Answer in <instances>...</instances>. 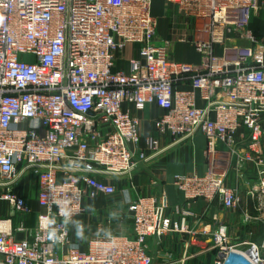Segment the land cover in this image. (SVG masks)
<instances>
[{
    "label": "built area",
    "instance_id": "1",
    "mask_svg": "<svg viewBox=\"0 0 264 264\" xmlns=\"http://www.w3.org/2000/svg\"><path fill=\"white\" fill-rule=\"evenodd\" d=\"M152 1L0 0V203L9 204L0 215V264H153L148 237L189 232L155 196L128 202L132 238L105 235L80 249L65 223L85 212L86 198L112 195L109 177L161 152L166 135L205 138V171L173 175L186 200L239 208L237 184L252 163L245 195L256 215L245 208L242 218H264V35L248 30L257 0H161L173 9L168 39L157 34ZM232 34L250 44H231ZM174 41L191 44L199 62L172 58ZM129 44L136 55L115 70ZM152 105L162 113L143 136L130 108ZM28 173L42 211L31 228L21 220L18 240L10 217L30 208L14 188ZM213 218L212 264H264V238L233 243Z\"/></svg>",
    "mask_w": 264,
    "mask_h": 264
},
{
    "label": "crops",
    "instance_id": "2",
    "mask_svg": "<svg viewBox=\"0 0 264 264\" xmlns=\"http://www.w3.org/2000/svg\"><path fill=\"white\" fill-rule=\"evenodd\" d=\"M151 13L157 19L159 38H171L170 22L173 9L161 0H153ZM248 30L257 39L264 35V0H257V9L251 13ZM229 42L243 46L250 44L237 34H232ZM134 48V45H127L115 63V70L128 69L127 60L136 55ZM168 52L178 61L195 64L200 60L195 48L186 42H171ZM180 87L189 88L188 84ZM130 112L140 119V132L146 136L153 133L152 119L160 116L162 110L152 105L146 106L143 111L130 108ZM242 132L246 131H239L238 134ZM160 142L163 148L161 152L139 162L126 174L109 177L115 186L112 195H99L84 200L85 212L65 223L72 244L85 249L90 240L105 235L132 238L134 236L132 218L127 211V204L143 196H155L157 200L165 203V214L177 220L184 218L189 230V232H169L160 237H148L145 242L146 251L151 255L153 264H212L216 257V251L210 241L214 213H218L219 219L227 226L231 242L248 239L259 244L264 238V218H252L250 221H243L242 218V211L245 208H248L252 215H256L245 195L247 182L253 180L255 166L249 163L244 172L243 183L237 184L241 195L239 208L221 212L218 200L208 202L197 198L188 201L173 184L174 174H202L205 171V138L202 133L196 132L191 138L180 141H173L166 135L161 137ZM236 183L237 180L231 175L228 184L234 186ZM14 191L26 199L30 208V213L27 215L16 214L10 217L13 234L19 240L25 237L24 232L16 230L21 220H24L26 227L31 228L36 223L38 213L42 211L37 202L36 177L31 173L21 175ZM176 208L180 209L179 212L175 211ZM8 214L9 204L2 201L0 215L8 216ZM262 255L264 257V252Z\"/></svg>",
    "mask_w": 264,
    "mask_h": 264
}]
</instances>
